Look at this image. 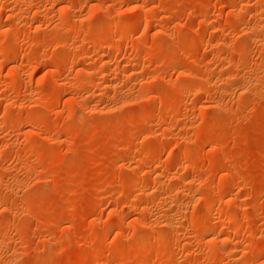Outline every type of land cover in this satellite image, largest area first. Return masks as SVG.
I'll return each instance as SVG.
<instances>
[{"label":"rangeland","instance_id":"374dc122","mask_svg":"<svg viewBox=\"0 0 264 264\" xmlns=\"http://www.w3.org/2000/svg\"><path fill=\"white\" fill-rule=\"evenodd\" d=\"M0 264H264V0H0Z\"/></svg>","mask_w":264,"mask_h":264}]
</instances>
